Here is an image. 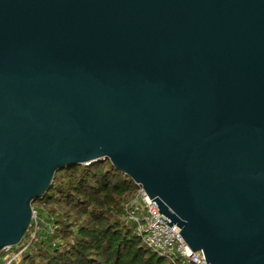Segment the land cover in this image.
I'll return each mask as SVG.
<instances>
[{"label":"water","instance_id":"obj_1","mask_svg":"<svg viewBox=\"0 0 264 264\" xmlns=\"http://www.w3.org/2000/svg\"><path fill=\"white\" fill-rule=\"evenodd\" d=\"M100 160L206 264H264V0H0V253Z\"/></svg>","mask_w":264,"mask_h":264},{"label":"trees","instance_id":"obj_2","mask_svg":"<svg viewBox=\"0 0 264 264\" xmlns=\"http://www.w3.org/2000/svg\"><path fill=\"white\" fill-rule=\"evenodd\" d=\"M136 191L107 160L55 173L32 205L35 219L22 239L29 246L17 264H169L124 220Z\"/></svg>","mask_w":264,"mask_h":264},{"label":"built area","instance_id":"obj_3","mask_svg":"<svg viewBox=\"0 0 264 264\" xmlns=\"http://www.w3.org/2000/svg\"><path fill=\"white\" fill-rule=\"evenodd\" d=\"M159 217L166 220L141 188H137L124 206V220L132 224L146 248L165 257L169 264H206L201 251L192 252L187 247L179 234L180 229L176 225H167ZM28 246L29 242L21 241L15 248L3 250L0 260L3 264H17Z\"/></svg>","mask_w":264,"mask_h":264},{"label":"rangeland","instance_id":"obj_4","mask_svg":"<svg viewBox=\"0 0 264 264\" xmlns=\"http://www.w3.org/2000/svg\"><path fill=\"white\" fill-rule=\"evenodd\" d=\"M32 220H34V219L32 218Z\"/></svg>","mask_w":264,"mask_h":264}]
</instances>
